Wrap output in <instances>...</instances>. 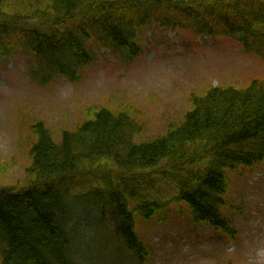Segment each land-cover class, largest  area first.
<instances>
[{"label": "trees", "instance_id": "1", "mask_svg": "<svg viewBox=\"0 0 264 264\" xmlns=\"http://www.w3.org/2000/svg\"><path fill=\"white\" fill-rule=\"evenodd\" d=\"M152 27L229 38L264 61V0H0V55L24 52L39 86L78 82L95 47L132 61ZM190 101L178 124L146 141L128 106L88 107L59 141L43 121H22L31 163L24 182L0 184L2 264H81L79 249L97 246L112 264H146L139 226L172 205L233 239L231 182L264 163V80ZM160 182L176 195L164 198Z\"/></svg>", "mask_w": 264, "mask_h": 264}, {"label": "rangeland", "instance_id": "2", "mask_svg": "<svg viewBox=\"0 0 264 264\" xmlns=\"http://www.w3.org/2000/svg\"><path fill=\"white\" fill-rule=\"evenodd\" d=\"M141 47L142 54L132 61L95 47L97 59L78 82L59 78L44 87L28 75L24 52L0 55V184L24 182L30 167L22 121L29 126L43 121L59 141L62 131L85 121L88 107L128 106L145 125L141 139L152 140L184 118L192 94L204 95L220 86L241 89L252 80H264V61L229 38L152 27ZM231 183L234 209L227 213L236 228L233 239L206 225H194L184 206L185 215L172 205L161 221L139 226L152 249L146 264H264V163ZM160 191L166 199L176 195L164 182ZM85 238L88 246L95 242ZM79 250L81 264H112L98 246L97 253L93 247Z\"/></svg>", "mask_w": 264, "mask_h": 264}, {"label": "bare ground", "instance_id": "3", "mask_svg": "<svg viewBox=\"0 0 264 264\" xmlns=\"http://www.w3.org/2000/svg\"><path fill=\"white\" fill-rule=\"evenodd\" d=\"M261 257H264V253H261Z\"/></svg>", "mask_w": 264, "mask_h": 264}]
</instances>
